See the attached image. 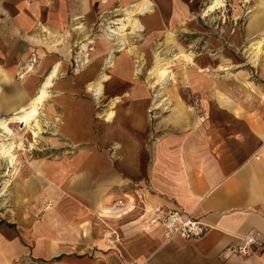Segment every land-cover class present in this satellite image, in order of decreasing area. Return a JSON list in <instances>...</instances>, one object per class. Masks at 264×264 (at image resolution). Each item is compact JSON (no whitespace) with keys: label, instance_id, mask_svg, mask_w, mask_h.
<instances>
[{"label":"crops","instance_id":"crops-1","mask_svg":"<svg viewBox=\"0 0 264 264\" xmlns=\"http://www.w3.org/2000/svg\"><path fill=\"white\" fill-rule=\"evenodd\" d=\"M119 1L0 0V63L15 64L24 55L22 46L29 43L32 47V41L23 40L22 32L40 27L63 31L75 23L88 27ZM150 1L159 6L171 3ZM178 1L186 6V1ZM255 1L245 28L251 42H261L257 57L250 53L249 45L244 53L235 51L237 44L241 50L240 38L239 43L231 39L233 47L217 49L222 67L211 68L207 78L200 73L191 77L205 120L198 122L184 98L174 93L152 145L148 143L151 134L146 113L150 94L143 85H124L127 98L116 105L119 98H114L116 102L106 112L109 124L103 125L96 117L93 121L95 110L81 92V78L62 75V61L52 65L50 71L56 66L57 74L61 73L53 79L60 139L70 145L87 143L91 148L54 149L51 157L27 169L17 182L13 217L21 238L1 225L0 264H131L146 260L149 264H264V0ZM47 48L56 49L55 43ZM59 50L68 54V48ZM113 57L111 72L129 78V66ZM210 61L209 66L216 65V58ZM198 68L203 70L201 65ZM33 71L28 75H35ZM105 73L109 78L101 97L113 85L109 72ZM34 90L32 85L25 87L12 114L28 108L37 93ZM4 106L0 101V108ZM111 111L114 114L108 118ZM109 143L113 148L110 155L95 148ZM86 173H111L112 180L109 186L95 183L92 192ZM155 206L192 213L206 224V232L197 239L177 236L166 242L162 227L148 226L149 213H143ZM87 221L92 227L85 242ZM248 235L263 243L261 250L246 257L227 251ZM92 250L94 259L89 257ZM28 253L32 261H17Z\"/></svg>","mask_w":264,"mask_h":264},{"label":"rangeland","instance_id":"rangeland-1","mask_svg":"<svg viewBox=\"0 0 264 264\" xmlns=\"http://www.w3.org/2000/svg\"><path fill=\"white\" fill-rule=\"evenodd\" d=\"M26 1L31 3L33 0ZM136 1L120 0L118 4L108 7V9L98 14L95 21L88 27L75 23L69 24L70 26L63 31L59 30L60 32L58 30L52 32L42 27L38 30L35 29L33 32H22L23 40L25 42L32 41L33 45L31 47V44L28 43L27 46H22L24 47V55L15 64L10 62L0 63V101L5 105L0 108V118H9L18 108L19 98H21L19 95L25 87L32 85L35 88L34 92L37 91L52 65L55 62L62 61L65 68L62 75L67 73L75 76V78H81V92L92 102L95 110L93 121L96 117L97 120L105 123L103 125L109 124L106 123L105 118L106 112L110 109L112 103L117 101L116 105L127 98V90L125 88L122 91V87L128 84L132 85L135 82L143 85L150 94V104L146 109L149 123L148 132L151 134V137H149L151 139L148 141L150 145L153 144L159 133V120L169 113L171 107L170 97L174 93L184 98L196 118L202 115L205 120V112L199 92L191 87V77L200 73L205 74L207 78L208 71L211 68H221L222 62L217 49L233 47L230 45L231 39H235L238 43L241 39V50H239V44H237L235 51L237 53L245 52V47L252 43L249 35L246 34L245 26L254 13L253 10L256 8L257 1L223 0V5L215 8L208 15H204V13L212 0H181L183 3L186 1V6L185 4L184 6L181 5L178 0H171L168 5L161 3L162 6L154 2L155 4L148 11L134 17L143 26L145 25L144 29L132 31L129 26H126L123 30H118L120 36H123L125 40L124 47L119 49L117 36L113 35L108 38L107 35L111 34L107 32L106 28L110 26L116 30L119 26V19H124L123 22H126L124 10L130 6L124 7ZM51 43H55L56 49L48 50L47 46ZM62 47L68 48L66 56L59 50ZM109 48H116L112 50L116 60L129 66V78H120L117 73L111 72V68L106 67L104 59L108 56L107 51ZM212 58H216V65L209 66L208 63L211 62L210 59ZM244 58L246 57L244 56ZM217 60L219 63H217ZM165 62L170 71V76L161 80V82L159 75L152 74V72L155 64ZM28 63L34 65L33 72L35 75H27L22 79L20 75ZM200 65L203 70H199ZM91 67L94 68V73H92L94 76L90 74L91 72L89 73ZM100 71L109 72L113 85L98 99L86 88V85L93 81ZM60 76L61 73L58 78ZM55 81L53 80L48 89L47 98L38 109L37 126L33 122L30 126L25 127L23 124L9 121L8 127L14 134L11 135L12 137L7 136V139L0 137V142L3 141L5 144L13 141V153L16 157L15 167L17 168V172L13 176L11 174L7 175V171L9 169L13 171V169L8 168L7 157L0 156V233L4 228L2 226H7L16 231L18 237L21 238L16 221L13 219L15 197L17 182L30 166L51 157L54 149L91 148L87 143L70 145L66 140L60 139L61 135L57 129L59 116L53 107ZM115 97L119 99L113 101ZM33 131L36 133L35 135L32 134ZM20 141H22V145L18 144ZM113 147L117 148L115 144ZM95 148L97 150H107L108 155L113 150L110 143L107 146L95 145ZM84 175L88 181L92 182L87 186L88 190L90 189L92 192L95 183L102 181V183L109 186L112 180L111 173H104L102 176H97L96 173H86ZM100 176L102 179H100ZM7 180L8 182L5 183ZM116 205L119 206V202ZM73 226L75 225L73 224ZM91 227L92 225L90 226V222L87 221L84 226L86 236L82 237L83 241L89 239L88 229ZM107 239L110 238L107 237ZM27 247L30 250V245ZM72 252L74 253V251ZM94 256L92 250L89 257L94 259ZM33 259L31 254L28 253L25 258H20L17 261L22 260L25 263Z\"/></svg>","mask_w":264,"mask_h":264},{"label":"bare ground","instance_id":"bare-ground-1","mask_svg":"<svg viewBox=\"0 0 264 264\" xmlns=\"http://www.w3.org/2000/svg\"><path fill=\"white\" fill-rule=\"evenodd\" d=\"M222 5H223V0H212L210 5L207 7V10H205L204 15H208L209 12H212L215 8L220 7ZM151 6H152V3L150 0H141L140 2L135 3L134 5L130 6L129 8H126L124 10V12L126 14V19H125L126 22H123L124 19L123 20L119 19L118 20L119 26L117 27L116 30L111 28L110 26H107L106 30L109 34H111V35H107V37L110 38L113 35L117 36L116 40L118 41L117 42L118 48L119 49L123 48L124 44H125V40H124L123 36L122 37L120 36L119 31L123 30L126 26H129L132 31H141L144 28V26L139 22L138 19H136L134 17L137 14H141V13L148 11ZM82 47L84 48V45ZM248 47L250 48V49L248 48L250 50V53H253V57H257V52L261 48V42L260 41L252 42L249 44ZM113 58H114L113 57V51L110 50L108 52V56L105 59L106 60L105 61L106 67L107 66L108 67L114 66ZM166 64H167L166 62L155 64V68L152 72V74L159 75V77L161 78L160 81L164 80L166 77L170 76L169 75L170 71L166 67ZM33 68H34V65L32 63H28L25 67V70L20 75V77L23 79L31 71H33ZM58 73H59V71H58ZM56 75H58V74H57V68L55 66L54 69L52 71H50V73L47 74L45 76L44 80L41 82L37 93L34 95V97H32L30 99V103H29V106L27 109H24V110H21L20 112L14 113L9 118H1L0 119V132H1L0 137L7 139L6 138L7 136H11L14 134L13 131L10 129V127H8L9 121L23 124L25 127L30 126L33 122L34 125L37 126L38 109H39V107H41V105L43 104V102L47 98V96H48L47 90L51 86L52 80L56 77ZM108 78L109 77L105 73V71H102L100 73V75L98 76V79L92 83H89L86 88L90 92H92V94L94 96L98 97V99H99V98H101V95L104 91V89H103L104 83L108 80ZM112 114H114V113H112V111L109 112L108 118H111ZM202 119H203V117L197 118L198 122H200V120H202ZM32 134L35 135L36 133L33 131ZM12 142L13 141L8 142L7 144H5L3 141L0 142V156L5 157V158L7 157L8 168L13 169V171L9 169L7 171V175L11 174L13 176L17 172V168L15 167L16 166V157L14 156L15 154L13 153L14 144H12ZM18 144L22 145V141H20ZM7 182H8V180L5 181V183H7Z\"/></svg>","mask_w":264,"mask_h":264},{"label":"built area","instance_id":"built-area-1","mask_svg":"<svg viewBox=\"0 0 264 264\" xmlns=\"http://www.w3.org/2000/svg\"><path fill=\"white\" fill-rule=\"evenodd\" d=\"M202 120L204 121V116ZM121 202L119 201V205ZM147 225L159 224L162 227V234L164 240L170 241L179 236L184 239H197L204 235L206 232V224L200 219H197L190 212H185L180 209H170L167 211L162 210L160 207L155 206L149 211ZM147 226V227H148ZM263 243L253 236H246L240 242L231 245L227 248L229 253L239 257H246L253 252L261 250ZM131 264H149L148 260L141 263Z\"/></svg>","mask_w":264,"mask_h":264}]
</instances>
